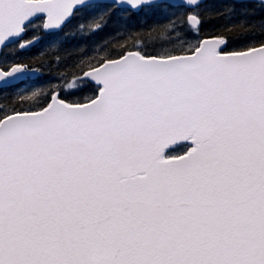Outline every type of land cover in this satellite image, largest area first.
<instances>
[{"label":"snow or ice","instance_id":"obj_1","mask_svg":"<svg viewBox=\"0 0 264 264\" xmlns=\"http://www.w3.org/2000/svg\"><path fill=\"white\" fill-rule=\"evenodd\" d=\"M0 264H264V0H0Z\"/></svg>","mask_w":264,"mask_h":264}]
</instances>
